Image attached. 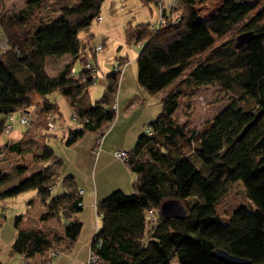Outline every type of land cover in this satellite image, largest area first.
<instances>
[{"label":"trees","instance_id":"trees-1","mask_svg":"<svg viewBox=\"0 0 264 264\" xmlns=\"http://www.w3.org/2000/svg\"><path fill=\"white\" fill-rule=\"evenodd\" d=\"M45 1L27 0L17 11L0 15L7 43L0 47V134L11 115L28 109L34 113L28 127L20 122L22 138L0 149L21 152L24 136L31 135L40 138L41 155L50 160L26 176L28 166L17 164L7 170L0 165V186L22 175L0 195L36 189L45 207L39 220L57 218L62 225L61 231L24 227L17 216L11 252L28 264H48L54 255L71 247L83 226L75 217L83 207L82 192L74 175H61L63 160L47 143L48 137L57 136L72 145L87 132L106 127L117 115L113 105L124 76L112 69L105 75L102 97L78 104L79 97L99 78V68L95 75L84 67L77 69L76 76L71 74L75 62L86 54L79 32L101 16L104 0L65 4L55 17L40 20L31 29L33 13ZM204 1L179 0L172 10L179 16L177 22L171 17L156 26L158 8L153 24L141 22L127 29L128 41L140 49L138 82L150 94L165 90L190 68L195 57L211 51L161 97L162 111L128 150L125 162L136 175L133 190L116 188L96 202V218L101 215L102 223L94 231L89 251L98 256L97 264H172L174 256L179 264H227L215 256L218 247L247 257L252 264H264V5L247 19L259 0H211L208 6ZM238 25L233 36L213 47ZM249 30L254 31L252 39L236 48V36ZM65 53L71 54L70 60L50 75L46 58ZM207 84L237 90L239 97L202 128L190 130L175 117L180 96L186 88ZM54 91L74 103L72 113L79 117L77 122L71 117L75 125L64 131L60 125L56 131L47 128L49 113L55 114V120L61 115L59 105L47 97ZM60 181L64 191L53 194ZM239 181L252 205L234 208L225 220L217 204ZM169 198L182 201L185 216L160 214L161 203ZM148 210L154 211L155 220H148ZM149 221L154 222L151 229L147 228Z\"/></svg>","mask_w":264,"mask_h":264},{"label":"rangeland","instance_id":"rangeland-1","mask_svg":"<svg viewBox=\"0 0 264 264\" xmlns=\"http://www.w3.org/2000/svg\"><path fill=\"white\" fill-rule=\"evenodd\" d=\"M78 1L79 0H46L43 5L37 8L33 13V18L30 20L31 29H33L40 20L55 17L59 13L61 6L76 3ZM26 3L27 0H0V15H9L24 7ZM210 4L211 0L203 2L204 6ZM263 5L264 0H259L257 7L247 16V19L257 12ZM158 12V7L152 0H104L100 12L101 19L99 20L95 18L88 27L79 32L81 45L83 46V49L86 48L85 51L90 62L96 66L98 65L97 67L99 68L97 73L99 78H97V80L90 86L92 102H95L102 97L106 88V82L103 77L112 71L115 60L122 57H128L130 59L131 64L128 66L125 76L122 79L117 96L125 101L133 96H137L140 103L137 102V99L133 100L134 104H136L134 107L143 108L144 106L146 108L145 111H143L144 113L136 111L133 115L136 121L135 126H137V128L142 127L143 129L141 133L148 131V122L155 119L160 114L162 111V104L160 101V95L148 93L138 82V66L136 58L140 49L135 45V42L128 41L127 29L130 26H135L141 22L153 24ZM239 27L240 25L235 26L225 36L221 37L213 47L233 36ZM4 38L5 33L0 24V43ZM100 44H103L104 48L96 52L95 48ZM210 51L211 49L195 57L190 68L175 79V81L163 91V94H166L171 88H173L175 84H177L196 63L203 60ZM48 63V69L51 72L57 71V67H53L50 58ZM75 66L78 70H81L83 68L82 61L78 60L75 62ZM47 97L51 101L56 102L60 107L61 117L57 116L56 118L58 123L60 122L62 124L67 121L73 125L74 122L72 123V120L70 122L72 107L69 103L68 97L61 94L59 91H54L48 94ZM238 97L239 92L237 90H224L217 84L186 88L180 96V103L175 112V117L180 122L186 123L188 129L198 130L209 122L219 111L228 106L232 100L237 99ZM241 104L246 106L244 102H241ZM19 116L20 114L16 113L13 129L10 133L2 132L0 134V146L10 142V140L23 132V125L19 121ZM89 135L90 133L87 132L79 142L72 145H66L60 137L57 136H51L47 142L49 146L53 148L55 154L63 160L61 175L66 176L73 173V171L76 172L78 175L76 181H79V184L81 183V186L84 187L85 181L86 179L88 180L90 174L91 179H93V168L90 172L87 159L86 164H78V157L81 152L77 151L82 146H86L89 140ZM24 137L25 139L22 144L23 149L21 152L0 149V165L7 170H11L13 166L17 164L28 166V171L23 174L26 176L29 173L44 167L50 160L47 161L41 155L42 141L40 138L31 137V135H26ZM94 146V150L96 151V142L94 143ZM135 176L136 175L134 174V179ZM21 177L22 175L1 185L0 192L18 182ZM62 191H64V186L60 181L54 186L52 193L58 194ZM240 205H246L249 207L252 205L246 194L245 185L241 181L233 184L229 192L218 202L217 210L223 219L227 220L232 210ZM88 209L91 210L90 207L86 206L81 210L88 211ZM44 210L45 207L41 203L36 189H30L13 196L2 197L0 195V261L4 264H28L25 261V258L21 255L11 252L12 241L16 235L15 222L17 216H21V219H19V221H21L20 225L24 227H34L35 225H39L55 228L58 231L62 230L61 221L57 218H53L49 221L39 220V216ZM79 211H77L75 215H77ZM91 218L92 222L90 225L93 236L97 225V218L100 227L102 217L101 215H98L96 218L95 210L93 208ZM153 225L154 222L149 221L147 223V228L151 229ZM86 227H89V225L84 224V229ZM172 264H179L176 256L173 257Z\"/></svg>","mask_w":264,"mask_h":264},{"label":"crops","instance_id":"crops-1","mask_svg":"<svg viewBox=\"0 0 264 264\" xmlns=\"http://www.w3.org/2000/svg\"><path fill=\"white\" fill-rule=\"evenodd\" d=\"M86 52V51H85ZM50 58V62H52L53 67H57V71H50L48 69V61ZM71 58V54L65 53L63 55H52L46 58V70L50 75L57 74L68 62ZM123 60L127 61V65L125 68L124 76L128 66L131 64L130 59L128 57H122ZM98 66V65H97ZM123 76V78H124ZM101 77V76H100ZM103 77V76H102ZM103 79L106 82L105 75ZM91 86V85H90ZM90 86L86 95H82L79 97L78 104L81 103H93L90 96ZM165 91V90H163ZM163 91H160L154 95H160L163 97ZM139 102L137 96H133L128 100H121L120 97L117 96L116 101L118 102L117 115L114 120H112L106 127L101 128L98 131L89 132V140L86 146H82L77 152H81L78 157V164H89L90 172L93 168V179H91V174L88 180L85 181V187L79 184V181H76V187L82 190V201L83 208L86 206L90 207L91 210L88 211H79L75 217L82 220L83 227L81 229L79 237L72 243L71 247L66 251H62L57 255H54L48 264H86L87 256L89 254V247L92 241V229H91V212L93 213V208L96 212V202L106 195H108L111 191L116 188H122L128 192L133 190L132 182L134 180V173L131 171L130 167L125 161H122L114 156L113 152L116 149H125L130 150L135 144L138 136L143 131L142 127L135 126L136 121L133 117L136 111L139 113H144L145 107L138 108L134 107L133 100ZM69 100V99H68ZM69 103L74 108L73 104L70 100ZM140 103V102H139ZM60 109V107H59ZM72 114V113H71ZM61 117V115H60ZM62 119V118H61ZM149 120V119H148ZM71 122V118H70ZM73 123V121H72ZM62 131L67 130L69 127L73 126L67 121L64 123H58ZM104 131V140L102 145L94 150V141L99 134V132ZM22 133L15 137L14 139H21ZM85 136V135H84ZM50 139V137H48ZM81 139V138H80ZM76 141L75 143L79 142ZM133 145V146H132ZM58 156V155H56ZM74 175L75 180L78 179V175L76 172L70 173ZM98 175V176H97ZM78 183V185H77ZM84 224H88L89 227L84 229ZM16 236V235H15ZM15 238V237H14ZM13 238V240H14ZM35 261H40V257L36 258ZM2 262V261H1ZM3 263V262H2ZM38 264V263H37Z\"/></svg>","mask_w":264,"mask_h":264},{"label":"built area","instance_id":"built-area-1","mask_svg":"<svg viewBox=\"0 0 264 264\" xmlns=\"http://www.w3.org/2000/svg\"><path fill=\"white\" fill-rule=\"evenodd\" d=\"M154 1L156 2V4L158 5V8L160 10V14L158 15V17L155 21L156 26L164 25L167 23L168 20H171V19L173 22L179 21L178 14H176V13L173 14V12H172L173 8L175 6H177V3L179 0H154ZM98 19L100 20L101 16ZM6 45H7V43L5 40H3L0 43V47H6ZM103 47H104L103 44L98 45L96 47V51L102 50ZM80 60L82 61L83 67L85 69H90L94 72L93 73L94 75L96 74L98 67L95 64L90 62L87 54H84L80 58ZM126 65H127V61H122L121 59H117L114 62L113 70L119 72V74L122 76L124 74ZM71 74L73 76L77 75V68L75 66L72 67ZM113 106L117 109L118 108V102L115 101ZM71 117L76 122L79 121V117L75 112H73L71 114ZM33 120H34V113L31 109L25 110L19 116V121L24 125V127H28L33 122ZM14 121H15V117L13 115H11L5 123V132L9 133L12 130ZM47 128H48V130H52V131H56V130L60 129L59 124L55 120V114H53V113H49L47 115ZM103 140H104V133L98 135V137L96 139V145L98 148L102 145ZM113 154L118 159L125 161L126 157L128 155V150L116 149V150H114ZM80 191L83 192L82 190H80ZM155 217L156 216H155L154 211L148 210V212H147L148 220H155ZM98 228H99V225H98V221H97V225H96L94 231L96 232ZM54 253L57 254V252H54ZM97 261H98V256L93 252V250H90L86 264H97Z\"/></svg>","mask_w":264,"mask_h":264},{"label":"water","instance_id":"water-1","mask_svg":"<svg viewBox=\"0 0 264 264\" xmlns=\"http://www.w3.org/2000/svg\"><path fill=\"white\" fill-rule=\"evenodd\" d=\"M253 35L254 31L252 30L239 33L235 39V47L242 48L252 39ZM159 212L165 217H182L186 215L187 210L180 199L169 198L161 203ZM214 254L217 258L225 261L227 264H252V261L249 258L232 254L221 247L216 248Z\"/></svg>","mask_w":264,"mask_h":264}]
</instances>
